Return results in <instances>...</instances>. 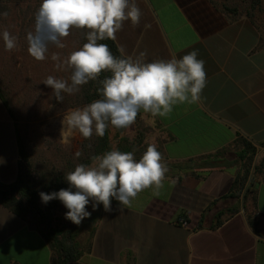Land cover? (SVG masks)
<instances>
[{"label":"crops","instance_id":"obj_1","mask_svg":"<svg viewBox=\"0 0 264 264\" xmlns=\"http://www.w3.org/2000/svg\"><path fill=\"white\" fill-rule=\"evenodd\" d=\"M135 2L140 23H124L117 48L133 57L146 52L148 62L198 50L207 83L198 103L177 104L166 117L138 114L161 131L169 169L163 188L142 191L130 207L120 209L113 199L105 212L100 204L87 230V252L70 264H264V174L254 178V200L252 194L244 203L227 197L240 168L238 140L256 148L254 163L264 157L259 34L247 19L232 21L209 0ZM19 162L16 123L0 99V184L16 181ZM40 169L42 178L51 167ZM53 254L37 229L0 203V264H53Z\"/></svg>","mask_w":264,"mask_h":264},{"label":"clouds","instance_id":"obj_2","mask_svg":"<svg viewBox=\"0 0 264 264\" xmlns=\"http://www.w3.org/2000/svg\"><path fill=\"white\" fill-rule=\"evenodd\" d=\"M7 16V12L0 13ZM142 11L135 0H42L35 13V28L26 36L29 55L36 61L47 58L49 45L63 49L62 42L73 28L84 30L87 42L61 58L53 53L55 67L70 70L68 79L49 75L43 84L52 89L57 101L64 94L80 92L83 85L99 79V99L83 107L69 109L60 123V140L69 144L75 134L90 140L93 135L104 137L111 125L116 129L131 127L141 111L156 117L168 116L177 104L200 102L207 76L204 61L198 59V50L180 58L146 61V52L138 56H120L112 53L105 40H115L124 23L139 25ZM6 51L17 46V37L5 29L0 33ZM90 147V145H89ZM77 151L75 157H80ZM169 169L155 144H148L137 159L134 152L113 147L100 155L90 157V163H79L65 174L69 188L52 193L40 192L47 204L58 199L67 209L65 219L76 225L91 216L100 204L105 212L112 211V200L121 207H130L139 193L153 189L156 194L163 188Z\"/></svg>","mask_w":264,"mask_h":264},{"label":"trees","instance_id":"obj_3","mask_svg":"<svg viewBox=\"0 0 264 264\" xmlns=\"http://www.w3.org/2000/svg\"><path fill=\"white\" fill-rule=\"evenodd\" d=\"M41 2L42 0H0V13H8L6 17L0 15V33L7 29L10 34L17 37V44L21 43L19 50L21 49L20 55L24 58V78L29 89L28 98L34 99V101L39 99L40 103L42 100L45 102L44 115L46 117L62 116L69 109L83 107L93 100L99 99L97 92L98 87H100L99 79H103L110 73H102L97 81H90L83 85L80 92L76 94H64L63 102L57 103L52 89L44 85L43 81L49 75L68 79L71 73L70 70H58L55 67L57 62L53 61L51 56L53 53H58L62 59L67 57L70 52L77 50L87 42L86 33L84 30L73 28L70 35L62 41L65 44L63 49L49 45L47 58L44 61H36L27 51L26 36L29 31H33L35 28V13ZM209 2L232 21L239 18L247 19L259 34L260 46L264 47V0H209ZM101 43H106L114 55H121L114 40H105ZM0 45H4L2 38H0ZM40 95L43 97L41 98ZM0 99L15 120L20 158L16 181L9 185L0 184V203L43 235L53 250V264L74 263L88 249V244L82 243L80 240L83 232L81 224L76 225L69 220L62 222L57 219L55 214L64 206L62 202L54 199L45 204L41 201L39 193L50 194L60 189L69 188L65 174L74 170V167L79 163H90V157L93 155H100L115 147L120 151L134 152L135 157L139 159L148 145H145L143 141L135 142L131 139L128 135V128L116 129L110 125L104 137L93 135L90 140L82 137L78 148L82 154L78 158L63 154L62 150L57 149V146L56 152L52 151L51 153L55 159L61 161L59 163L61 169L58 170V167L53 165L47 174L48 176H43L38 180L34 178L32 162L29 160L31 147L25 136L24 127L18 124L15 111L12 109L8 95L3 90L2 85L0 86ZM138 120L139 115L135 122L137 123ZM237 144L238 148L235 155L240 168L227 197L233 199L242 197L244 203L247 194H252L254 200V178L264 173V157L258 163H254L256 148L245 139H239ZM155 145L161 152L162 141L156 142ZM262 146L264 147V143ZM234 212L235 210L230 213ZM222 215L223 213H220L217 216L216 226L221 224L220 217ZM97 217V213H95L92 218H85L83 223L87 224L86 222L90 221L94 224ZM249 225L256 231L257 221L255 219L249 217Z\"/></svg>","mask_w":264,"mask_h":264},{"label":"rangeland","instance_id":"obj_4","mask_svg":"<svg viewBox=\"0 0 264 264\" xmlns=\"http://www.w3.org/2000/svg\"><path fill=\"white\" fill-rule=\"evenodd\" d=\"M21 43L19 42L15 49L6 51L4 45H0V86L7 93L12 109L15 111V117L20 126L24 127V133L29 141L31 149H29V160L32 162L33 175L35 179H41L40 168L44 165L59 167L61 161L55 159L52 151L55 153L57 149L62 150L65 155H73L78 151L82 137L77 133L71 138L69 144L62 143L60 138L61 119L62 116L46 117L45 102L37 99H29V89L24 78V58L20 55ZM4 84H2L3 82ZM39 86V85H37ZM36 90V89H35ZM41 98L43 97L40 95ZM39 96V97H40ZM37 97V96H35ZM128 135L135 142L143 141L145 145L155 144L160 141L162 134L157 126L153 123L138 120L128 128ZM58 148L56 149V147ZM235 154V153H234ZM46 163V164H45ZM258 163V162H256ZM87 210L91 213L89 218L97 213L92 209L91 201L87 206ZM67 209L63 206L55 217L60 221H66L65 213ZM89 220V219H88ZM81 222V230L83 231L80 240L86 242L87 230L91 227V222L87 224ZM84 224V225H83Z\"/></svg>","mask_w":264,"mask_h":264},{"label":"built area","instance_id":"obj_5","mask_svg":"<svg viewBox=\"0 0 264 264\" xmlns=\"http://www.w3.org/2000/svg\"><path fill=\"white\" fill-rule=\"evenodd\" d=\"M263 174H264V173H263ZM179 223H180L182 226H186V224H187L184 220L179 221Z\"/></svg>","mask_w":264,"mask_h":264}]
</instances>
